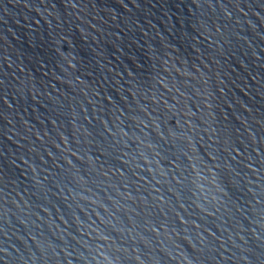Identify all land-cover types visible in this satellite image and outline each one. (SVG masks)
Wrapping results in <instances>:
<instances>
[{"label":"water","instance_id":"water-1","mask_svg":"<svg viewBox=\"0 0 264 264\" xmlns=\"http://www.w3.org/2000/svg\"><path fill=\"white\" fill-rule=\"evenodd\" d=\"M0 264H264V0H0Z\"/></svg>","mask_w":264,"mask_h":264}]
</instances>
